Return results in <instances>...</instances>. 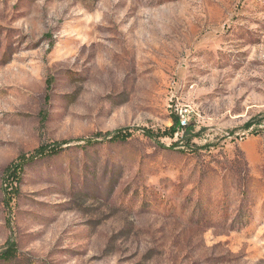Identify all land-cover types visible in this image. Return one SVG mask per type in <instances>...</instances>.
Here are the masks:
<instances>
[{
  "label": "rangeland",
  "instance_id": "1",
  "mask_svg": "<svg viewBox=\"0 0 264 264\" xmlns=\"http://www.w3.org/2000/svg\"><path fill=\"white\" fill-rule=\"evenodd\" d=\"M8 243L0 264H264V0H0Z\"/></svg>",
  "mask_w": 264,
  "mask_h": 264
},
{
  "label": "trees",
  "instance_id": "2",
  "mask_svg": "<svg viewBox=\"0 0 264 264\" xmlns=\"http://www.w3.org/2000/svg\"><path fill=\"white\" fill-rule=\"evenodd\" d=\"M181 128L179 120L175 117L173 119V124L172 126L165 130L162 134L160 135H168V136H173L179 129ZM144 131V134L146 136H153L154 132L147 130V129H142ZM133 131H136L135 129L131 128H124V129H119L114 132H107V133H99L98 135L104 138H109L111 141H126L133 133ZM89 143V141H87ZM65 144V143H64ZM62 150V147H53L52 148V155L57 154ZM47 149L43 146L40 148L36 149L34 153H32L29 157L21 156L18 158L17 161L12 162L6 169V173L11 179H17L18 175L20 172L23 170V167L25 163L29 160L35 159V157L38 156H43L45 155V152ZM12 191V189H11ZM10 192V195L12 196L13 193ZM19 251L17 247L14 244L8 243L5 247L0 248V260L1 261H11L15 259L18 255Z\"/></svg>",
  "mask_w": 264,
  "mask_h": 264
},
{
  "label": "built area",
  "instance_id": "3",
  "mask_svg": "<svg viewBox=\"0 0 264 264\" xmlns=\"http://www.w3.org/2000/svg\"><path fill=\"white\" fill-rule=\"evenodd\" d=\"M179 122L181 127L186 125V119H184L183 116L180 117Z\"/></svg>",
  "mask_w": 264,
  "mask_h": 264
}]
</instances>
